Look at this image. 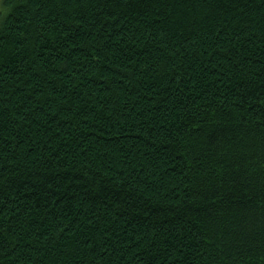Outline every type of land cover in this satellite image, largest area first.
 <instances>
[{
	"label": "trees",
	"instance_id": "trees-1",
	"mask_svg": "<svg viewBox=\"0 0 264 264\" xmlns=\"http://www.w3.org/2000/svg\"><path fill=\"white\" fill-rule=\"evenodd\" d=\"M0 264H264V0H2Z\"/></svg>",
	"mask_w": 264,
	"mask_h": 264
},
{
	"label": "rangeland",
	"instance_id": "rangeland-1",
	"mask_svg": "<svg viewBox=\"0 0 264 264\" xmlns=\"http://www.w3.org/2000/svg\"><path fill=\"white\" fill-rule=\"evenodd\" d=\"M4 13V7L2 5V0H0V15Z\"/></svg>",
	"mask_w": 264,
	"mask_h": 264
}]
</instances>
